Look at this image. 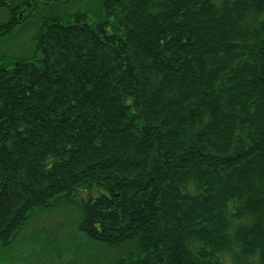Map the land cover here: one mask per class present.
Masks as SVG:
<instances>
[{
  "label": "trees",
  "instance_id": "16d2710c",
  "mask_svg": "<svg viewBox=\"0 0 264 264\" xmlns=\"http://www.w3.org/2000/svg\"><path fill=\"white\" fill-rule=\"evenodd\" d=\"M56 3L0 0V249L71 207L115 264H264V0Z\"/></svg>",
  "mask_w": 264,
  "mask_h": 264
},
{
  "label": "rangeland",
  "instance_id": "374dc122",
  "mask_svg": "<svg viewBox=\"0 0 264 264\" xmlns=\"http://www.w3.org/2000/svg\"><path fill=\"white\" fill-rule=\"evenodd\" d=\"M40 1L41 6L46 2ZM57 1L60 3L50 10L86 13L89 22L100 20L103 13L104 0ZM34 31L35 21L25 20L15 32L14 46L5 45L3 51L28 53L32 50ZM77 221L78 215L71 207L37 212L15 241L0 249V264H115L121 259V248L91 240L79 230Z\"/></svg>",
  "mask_w": 264,
  "mask_h": 264
}]
</instances>
